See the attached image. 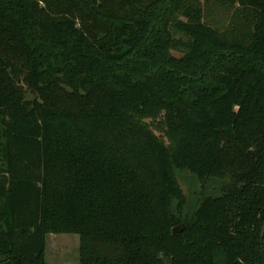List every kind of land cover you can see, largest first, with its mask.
<instances>
[{
	"label": "trees",
	"instance_id": "obj_1",
	"mask_svg": "<svg viewBox=\"0 0 264 264\" xmlns=\"http://www.w3.org/2000/svg\"><path fill=\"white\" fill-rule=\"evenodd\" d=\"M263 224L264 0H0V264H264Z\"/></svg>",
	"mask_w": 264,
	"mask_h": 264
},
{
	"label": "rangeland",
	"instance_id": "obj_2",
	"mask_svg": "<svg viewBox=\"0 0 264 264\" xmlns=\"http://www.w3.org/2000/svg\"><path fill=\"white\" fill-rule=\"evenodd\" d=\"M155 133L159 136L162 135L159 130H155ZM177 178L188 202L193 205L199 192L198 182L188 172L178 174ZM79 244L80 239L77 234L48 233L44 256L46 263L79 264Z\"/></svg>",
	"mask_w": 264,
	"mask_h": 264
},
{
	"label": "water",
	"instance_id": "obj_3",
	"mask_svg": "<svg viewBox=\"0 0 264 264\" xmlns=\"http://www.w3.org/2000/svg\"><path fill=\"white\" fill-rule=\"evenodd\" d=\"M174 233H177L179 231V226H176L173 228L172 230ZM264 235V224H263V228H262V236Z\"/></svg>",
	"mask_w": 264,
	"mask_h": 264
}]
</instances>
